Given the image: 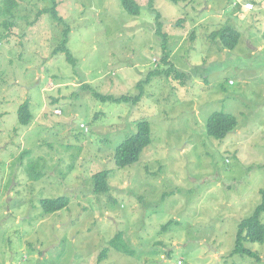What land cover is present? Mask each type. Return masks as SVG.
I'll return each instance as SVG.
<instances>
[{"label":"rangeland","instance_id":"1","mask_svg":"<svg viewBox=\"0 0 264 264\" xmlns=\"http://www.w3.org/2000/svg\"><path fill=\"white\" fill-rule=\"evenodd\" d=\"M135 1L139 16L120 0H0V264H264V242L244 244L259 261L232 254L264 190V3ZM54 6L64 24L44 14ZM226 27L234 50L212 37ZM67 29L75 66L55 52ZM171 65L184 76H166ZM153 71L136 105L92 96L135 97ZM213 113L237 121L223 140L206 133ZM142 121L151 144L117 168ZM60 197L68 206L45 214ZM118 232L133 255L108 246Z\"/></svg>","mask_w":264,"mask_h":264},{"label":"trees","instance_id":"2","mask_svg":"<svg viewBox=\"0 0 264 264\" xmlns=\"http://www.w3.org/2000/svg\"><path fill=\"white\" fill-rule=\"evenodd\" d=\"M176 4L181 0H169ZM123 10L130 16H139L141 12V7L137 4L135 0H120ZM152 4V3H151ZM153 9V5H151ZM44 14L49 13L51 17L58 23L64 24L63 19L58 15L56 7H51L45 9ZM156 25L157 30L156 35L163 41L164 52L167 49V35L162 32V23L160 21V14L156 13ZM68 29L64 30V36L66 37L61 47H58L55 52H63L66 55L67 61L75 66L76 60L72 56L71 52L67 49V37ZM218 36L222 42L224 49L234 50L240 40V35L237 31L231 27H226L217 33H214L212 37ZM162 61L166 63L168 61V55H164ZM175 73L177 78H182L184 75L179 74L174 70L171 65L168 69L164 71L166 76H171ZM161 74L160 71H153L149 73L146 80L138 84L139 94L135 97L129 96H103L99 93L93 91L92 96L95 100L102 103H115V104H138L143 97L144 87L149 83V81ZM32 114L28 103L22 104L18 109V121L23 126H28L32 121ZM237 127V121L234 116L224 113H213L209 116L206 123V133L209 137L223 140L229 133L233 132ZM151 144V127L150 123L147 121H142L137 123L136 133H134L129 138L125 139L114 151L113 160L117 168H125L137 163L140 156L145 148ZM111 172L103 171L94 175V193L102 194L109 190L107 184V178ZM69 204V199L66 197H60L54 200H43L41 202L42 209L45 214L54 213L60 211L67 207ZM264 214V190L261 191V203L257 206L254 213L247 219L243 220L238 225L235 247L232 251L234 255H248L259 261V256L254 254L248 249L244 248L245 243H258L262 244L264 242V222L261 220V215ZM168 223L166 226H168ZM108 246L117 252L123 253L125 255H133L130 247L123 239V233L118 232L108 243ZM108 249L102 251L103 257L107 256Z\"/></svg>","mask_w":264,"mask_h":264},{"label":"built area","instance_id":"3","mask_svg":"<svg viewBox=\"0 0 264 264\" xmlns=\"http://www.w3.org/2000/svg\"><path fill=\"white\" fill-rule=\"evenodd\" d=\"M242 2H244V1L242 0ZM239 5H241V3ZM245 8L248 9V10H251L252 9V4L251 3H246L245 4Z\"/></svg>","mask_w":264,"mask_h":264},{"label":"crops","instance_id":"4","mask_svg":"<svg viewBox=\"0 0 264 264\" xmlns=\"http://www.w3.org/2000/svg\"><path fill=\"white\" fill-rule=\"evenodd\" d=\"M263 1V3H264V0H262Z\"/></svg>","mask_w":264,"mask_h":264}]
</instances>
